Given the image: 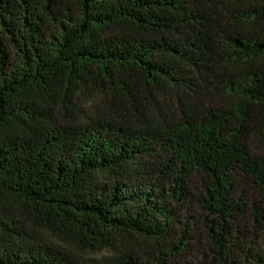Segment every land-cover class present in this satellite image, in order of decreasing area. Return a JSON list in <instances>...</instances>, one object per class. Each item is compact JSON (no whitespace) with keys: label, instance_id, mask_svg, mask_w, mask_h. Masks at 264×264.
I'll return each instance as SVG.
<instances>
[{"label":"trees","instance_id":"1","mask_svg":"<svg viewBox=\"0 0 264 264\" xmlns=\"http://www.w3.org/2000/svg\"><path fill=\"white\" fill-rule=\"evenodd\" d=\"M253 135L264 0H0V264H264Z\"/></svg>","mask_w":264,"mask_h":264},{"label":"rangeland","instance_id":"2","mask_svg":"<svg viewBox=\"0 0 264 264\" xmlns=\"http://www.w3.org/2000/svg\"><path fill=\"white\" fill-rule=\"evenodd\" d=\"M250 152L254 155L264 157V136L259 138L256 135H253L248 142ZM197 222L199 227L201 228L202 241L199 244H196L193 248V252L189 254V258H172L169 264H212V257L208 251L209 243L206 240V236L203 234V222L204 215L199 213L197 216ZM264 222V220L262 221ZM246 225L251 229L253 227L252 222L249 218L245 221ZM258 233L257 236L259 237ZM157 249V248H156ZM156 249L145 250L142 249L138 252L139 256L143 258H153L159 257ZM73 252L76 257L79 259V264H107L106 260L110 257V254L106 251L95 252V251H84L80 248H73Z\"/></svg>","mask_w":264,"mask_h":264}]
</instances>
